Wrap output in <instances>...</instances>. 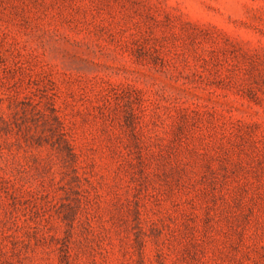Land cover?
I'll return each instance as SVG.
<instances>
[{
	"label": "rangeland",
	"instance_id": "1",
	"mask_svg": "<svg viewBox=\"0 0 264 264\" xmlns=\"http://www.w3.org/2000/svg\"><path fill=\"white\" fill-rule=\"evenodd\" d=\"M0 264H264V0H0Z\"/></svg>",
	"mask_w": 264,
	"mask_h": 264
}]
</instances>
